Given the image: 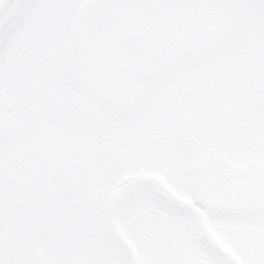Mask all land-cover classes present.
Returning a JSON list of instances; mask_svg holds the SVG:
<instances>
[{"label": "snow or ice", "instance_id": "obj_1", "mask_svg": "<svg viewBox=\"0 0 264 264\" xmlns=\"http://www.w3.org/2000/svg\"><path fill=\"white\" fill-rule=\"evenodd\" d=\"M0 264H264V0H0Z\"/></svg>", "mask_w": 264, "mask_h": 264}]
</instances>
